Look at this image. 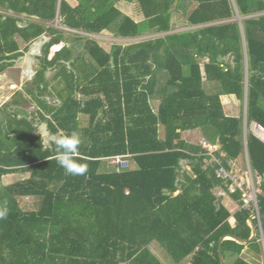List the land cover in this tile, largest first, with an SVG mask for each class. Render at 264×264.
Listing matches in <instances>:
<instances>
[{
  "label": "trees",
  "instance_id": "trees-1",
  "mask_svg": "<svg viewBox=\"0 0 264 264\" xmlns=\"http://www.w3.org/2000/svg\"><path fill=\"white\" fill-rule=\"evenodd\" d=\"M72 1L0 0V74L47 38L32 88L23 89L36 114L11 108L26 102L22 92L0 107V264H163L153 245L173 264H220V239L248 240L254 210L231 218L216 196L228 183L205 169L202 143L237 162L246 153L264 216V142L243 131L244 119L264 129V0ZM178 16L188 28L179 33ZM103 33L149 38L107 52L89 37ZM50 72L62 85L52 107L41 99ZM223 97L232 98L230 112ZM40 123L58 136L79 134L83 175L60 167L36 133ZM190 131L201 143L183 138ZM115 156H128L130 169L110 171ZM12 174L26 178L3 185ZM230 196L242 207L240 193ZM260 229L246 245L223 240V258L250 264L245 248L264 256V219Z\"/></svg>",
  "mask_w": 264,
  "mask_h": 264
},
{
  "label": "rangeland",
  "instance_id": "rangeland-1",
  "mask_svg": "<svg viewBox=\"0 0 264 264\" xmlns=\"http://www.w3.org/2000/svg\"><path fill=\"white\" fill-rule=\"evenodd\" d=\"M71 4H74L72 0H68ZM119 8L121 11L130 17H133L135 14V7L132 4H120ZM237 21L240 22V19L237 18ZM54 26L58 27L57 25L54 24ZM174 26H175V32H181L184 30H187L183 25V21L181 17H177L174 20ZM90 38L94 39L97 41V43L105 49V51L110 52L112 49V46L114 45H128L131 43L139 42L142 40H146L149 37H142V38H137V39H115L114 37L110 36L107 33H103L100 36H89ZM47 41V38L41 37L39 38L36 42H33L27 47V51L24 53L23 57L20 59L16 60L14 62V65L11 66L10 68L8 67L4 73L0 74L5 75L3 78V81H0V107H2L5 104H12L13 100H18L21 101L17 97V93L22 92V95L24 96V100L26 101L23 103L21 106H15V105H10L11 108L17 109L20 112L25 113L27 116L30 114H35L36 113V106L32 103H29L30 101L28 100L29 97H25V92L23 91L24 88H32L31 81H24L23 82L20 80V77L24 74H34V70L37 65V61L35 60V57H37L40 54V48L42 44ZM63 43L60 44L59 46L52 47L50 49L48 59H51L53 54L57 52L61 47H63ZM24 50V47L21 49V51ZM33 70V73H32ZM27 74V75H28ZM54 72H50L46 74V80L49 82V87L48 91L49 93H45L43 97H41L42 100L45 101V103L49 106H53L54 103L53 101L55 100V97L53 95L55 89H61L62 85L57 86L56 84L52 85L51 79L53 77ZM18 77V79H17ZM26 82V83H25ZM7 88V89H6ZM55 88V89H54ZM12 95V96H11ZM230 100H232L231 97H223L222 102L223 105L226 109L227 112H230L231 104ZM57 102V101H56ZM51 103V104H49ZM244 105V103H243ZM35 108V109H34ZM244 108V106H243ZM245 112V109H244ZM250 128V126H249ZM248 128V129H249ZM246 130L245 127V120H243V131ZM250 130V129H249ZM256 133L257 130L255 129ZM38 134V131L36 132ZM252 133V132H251ZM186 137L189 139H194L196 140H201V134L197 131H190L186 132ZM201 142V141H200ZM242 163V162H241ZM26 175L25 174H12V175H7L3 177V185H9L14 182H17L19 180L25 179ZM153 253L157 256V258L163 263V264H173L172 261L161 252L162 250L158 245H153ZM262 258L261 264H264V256H260Z\"/></svg>",
  "mask_w": 264,
  "mask_h": 264
},
{
  "label": "built area",
  "instance_id": "built-area-1",
  "mask_svg": "<svg viewBox=\"0 0 264 264\" xmlns=\"http://www.w3.org/2000/svg\"><path fill=\"white\" fill-rule=\"evenodd\" d=\"M249 126L247 127L245 123L246 130L252 132L256 138L264 142V129L254 122ZM202 149L205 151L208 163L214 167L215 177L228 183L229 193H240L243 199V209L252 207L254 214H258L257 195L260 193V178H255L252 174L246 153L245 166L243 167L238 165L235 160L226 159L225 153L221 151L218 145H208L203 142ZM130 167L131 163L128 156H115L107 162V168L117 174L129 170ZM257 223L261 234L260 220H257ZM186 264H191V258L187 260Z\"/></svg>",
  "mask_w": 264,
  "mask_h": 264
},
{
  "label": "clouds",
  "instance_id": "clouds-1",
  "mask_svg": "<svg viewBox=\"0 0 264 264\" xmlns=\"http://www.w3.org/2000/svg\"><path fill=\"white\" fill-rule=\"evenodd\" d=\"M37 129L44 145L55 149L57 163L65 170L67 175H83L87 171V165L80 163L75 157L78 155L80 137L77 132L70 135L58 136L50 133L43 126L34 127ZM7 216L6 205L0 206V219Z\"/></svg>",
  "mask_w": 264,
  "mask_h": 264
},
{
  "label": "crops",
  "instance_id": "crops-1",
  "mask_svg": "<svg viewBox=\"0 0 264 264\" xmlns=\"http://www.w3.org/2000/svg\"><path fill=\"white\" fill-rule=\"evenodd\" d=\"M34 44V43H33ZM62 48V47H61ZM60 50V49H59ZM58 51V50H57ZM14 65V64H13ZM32 73H33V70H32ZM28 74V73H27ZM27 74H23L21 77H20V80L23 82V80L24 81H32L33 80V78H34V76H35V74H36V71L34 70V74H31V75H27ZM4 76L5 75H1L0 76V81H3V78H4ZM17 79H18V77H17ZM26 83V82H25ZM53 84H55V82H52V85ZM54 95V94H53ZM25 97H28L26 94H25ZM54 97H55V100L53 101V103L54 102H56V96L54 95ZM29 99V98H28ZM56 103H58V102H56ZM49 104H51V103H49ZM154 105V109L157 107V103H154L153 104ZM35 109V108H34ZM36 114V113H35ZM244 118V117H243ZM81 121H84L85 120V118L84 117H81V119H80ZM43 126V128L45 129V130H47L48 131V127H47V124L46 123H40L39 125H37V127H39V126ZM253 134V133H252ZM254 135V134H253ZM255 136V135H254ZM183 138L186 140V141H188L189 143H191V144H199V143H201L200 141L202 140H194V139H189V138H187L186 137V133L183 135ZM206 144H208V143H206ZM208 145H211V144H208ZM220 148V147H219ZM237 162V161H236ZM242 162V163H241ZM237 164L238 165H240V166H245V157H244V160L243 161H238L237 162ZM183 167H184V170H186V171H189V167L187 166V165H184L183 164ZM207 167H212V169H213V174H214V167L213 166H211L209 163H208V158L206 157V161H205V169L207 168ZM252 172V171H251ZM253 174V173H252ZM254 175V174H253ZM214 176H215V174H214ZM255 176V175H254ZM258 176H255V178H257ZM216 178V177H215ZM217 179V178H216ZM218 180H220V179H218ZM220 181H222V180H220ZM225 185H226V182H224V181H222ZM227 191H228V193L227 192H225L223 189H220V188H218V189H216V196H217V198L218 199H220V202H221V204L229 211V213H230V215H231V218L233 217V215H234V213H236L237 211H239L242 207L239 205V203L238 202H236L235 200H233L232 199V197L230 196V195H233V194H231V193H229V189H228V185H227ZM179 192L180 191H177V192H175L174 194H173V197L174 196H177L178 194H179ZM250 219V218H249ZM257 220V219H256ZM230 221H232V219L230 220ZM248 223H249V221H248ZM249 226H250V223H249ZM256 227H257V225H256ZM251 228V227H250ZM258 228V227H257ZM259 230V229H258ZM251 235H252V232H251ZM223 240H230V238H228V237H223ZM232 240V239H231ZM161 255H162V253H161ZM241 258H243L245 261H247V262H249L250 264H261V261H262V258L260 257V256H258V255H256L255 253H253V252H251L248 248H245L243 251H242V254H241ZM231 262H232V259L229 257V256H225V258H224V264H231ZM187 263V260H185L182 264H186Z\"/></svg>",
  "mask_w": 264,
  "mask_h": 264
},
{
  "label": "water",
  "instance_id": "water-1",
  "mask_svg": "<svg viewBox=\"0 0 264 264\" xmlns=\"http://www.w3.org/2000/svg\"><path fill=\"white\" fill-rule=\"evenodd\" d=\"M254 219H257V220L264 219V216H260L259 214L256 213L250 217L249 223H250L252 235L248 240H243L235 236H227V237L243 245H246L249 241L254 240L255 237L257 236V233L259 232L258 228L253 223ZM222 241H223V238L220 239L219 245H218V254H219L220 264H224V258L221 252Z\"/></svg>",
  "mask_w": 264,
  "mask_h": 264
},
{
  "label": "bare ground",
  "instance_id": "bare-ground-1",
  "mask_svg": "<svg viewBox=\"0 0 264 264\" xmlns=\"http://www.w3.org/2000/svg\"><path fill=\"white\" fill-rule=\"evenodd\" d=\"M179 33V32H178ZM10 68V67H9ZM7 89V88H6ZM12 96V95H11Z\"/></svg>",
  "mask_w": 264,
  "mask_h": 264
}]
</instances>
